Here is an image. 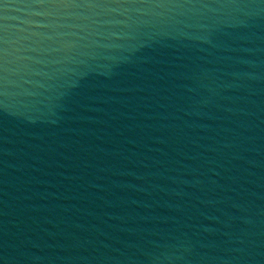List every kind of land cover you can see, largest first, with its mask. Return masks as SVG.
Returning a JSON list of instances; mask_svg holds the SVG:
<instances>
[{
	"label": "water",
	"instance_id": "95a60500",
	"mask_svg": "<svg viewBox=\"0 0 264 264\" xmlns=\"http://www.w3.org/2000/svg\"><path fill=\"white\" fill-rule=\"evenodd\" d=\"M0 264H264V0H0Z\"/></svg>",
	"mask_w": 264,
	"mask_h": 264
}]
</instances>
